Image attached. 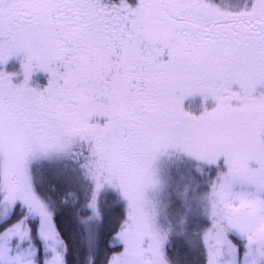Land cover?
Wrapping results in <instances>:
<instances>
[{
  "label": "snow or ice",
  "instance_id": "snow-or-ice-1",
  "mask_svg": "<svg viewBox=\"0 0 264 264\" xmlns=\"http://www.w3.org/2000/svg\"><path fill=\"white\" fill-rule=\"evenodd\" d=\"M0 264H264V0H0Z\"/></svg>",
  "mask_w": 264,
  "mask_h": 264
},
{
  "label": "trees",
  "instance_id": "trees-1",
  "mask_svg": "<svg viewBox=\"0 0 264 264\" xmlns=\"http://www.w3.org/2000/svg\"><path fill=\"white\" fill-rule=\"evenodd\" d=\"M39 79H40V81L46 82V77L45 76H41ZM171 219L173 220V223L175 224V230H174L172 238H171V240H172V245L171 246H174L175 244H177L181 240L180 226H179V223H178L179 215L178 214H175V216L171 215ZM164 220H165V223H167V219L165 218Z\"/></svg>",
  "mask_w": 264,
  "mask_h": 264
},
{
  "label": "rangeland",
  "instance_id": "rangeland-1",
  "mask_svg": "<svg viewBox=\"0 0 264 264\" xmlns=\"http://www.w3.org/2000/svg\"><path fill=\"white\" fill-rule=\"evenodd\" d=\"M7 69L9 71H16L17 73H20L19 61L17 59L10 60L9 63H8V65H7ZM41 76H45L46 77V75L44 73H36V74H34L33 82L39 81L40 83H45L43 81H40L39 78ZM21 78H22V74H21ZM165 165H166V163H165ZM174 216H175V214H174ZM164 219H165V217L162 216V220L165 222Z\"/></svg>",
  "mask_w": 264,
  "mask_h": 264
}]
</instances>
